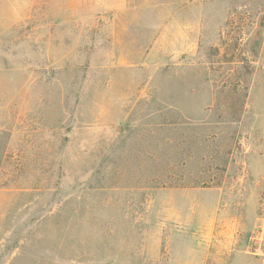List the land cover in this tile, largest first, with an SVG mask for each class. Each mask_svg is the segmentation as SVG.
Masks as SVG:
<instances>
[{
	"label": "rangeland",
	"instance_id": "374dc122",
	"mask_svg": "<svg viewBox=\"0 0 264 264\" xmlns=\"http://www.w3.org/2000/svg\"><path fill=\"white\" fill-rule=\"evenodd\" d=\"M0 264H264V0H0Z\"/></svg>",
	"mask_w": 264,
	"mask_h": 264
},
{
	"label": "trees",
	"instance_id": "16d2710c",
	"mask_svg": "<svg viewBox=\"0 0 264 264\" xmlns=\"http://www.w3.org/2000/svg\"><path fill=\"white\" fill-rule=\"evenodd\" d=\"M242 98H244V96L242 97ZM241 106H242V104H241ZM241 106H239V108L241 107ZM239 112H240V110H239ZM200 178H196V180H194L195 182H193V184L191 185V184H183L184 186L186 185H190V186H192V187H196V186H199L200 185V183L198 182V181H200L199 180ZM202 183V182H201ZM215 185H218L217 183L215 184Z\"/></svg>",
	"mask_w": 264,
	"mask_h": 264
}]
</instances>
